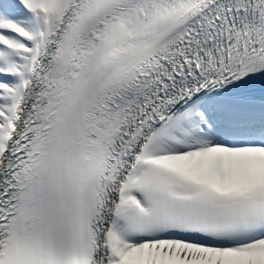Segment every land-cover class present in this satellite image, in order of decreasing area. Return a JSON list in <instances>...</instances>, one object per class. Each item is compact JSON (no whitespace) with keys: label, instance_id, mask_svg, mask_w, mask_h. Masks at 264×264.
<instances>
[{"label":"snow or ice","instance_id":"1","mask_svg":"<svg viewBox=\"0 0 264 264\" xmlns=\"http://www.w3.org/2000/svg\"><path fill=\"white\" fill-rule=\"evenodd\" d=\"M0 264H264V0H0Z\"/></svg>","mask_w":264,"mask_h":264}]
</instances>
